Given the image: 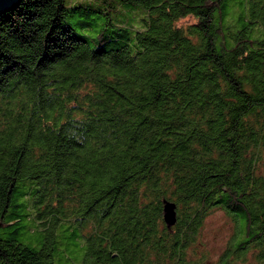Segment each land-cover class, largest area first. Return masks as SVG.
Masks as SVG:
<instances>
[{
    "label": "trees",
    "instance_id": "1",
    "mask_svg": "<svg viewBox=\"0 0 264 264\" xmlns=\"http://www.w3.org/2000/svg\"><path fill=\"white\" fill-rule=\"evenodd\" d=\"M216 208L235 231L210 260L197 238ZM250 252L264 264V0H21L0 15V264Z\"/></svg>",
    "mask_w": 264,
    "mask_h": 264
},
{
    "label": "rangeland",
    "instance_id": "2",
    "mask_svg": "<svg viewBox=\"0 0 264 264\" xmlns=\"http://www.w3.org/2000/svg\"><path fill=\"white\" fill-rule=\"evenodd\" d=\"M83 1V0H65L66 5H72L75 2ZM121 8H125V6L121 5ZM127 12H117L112 15V19L114 22H121L128 20L126 15ZM190 20V18L182 20V22H186ZM235 231V224L233 218L225 212L221 208H216L212 210L205 218L204 223L201 227L200 235L197 238V248L198 252L202 250L207 253L210 260H214L220 255L226 248L228 242L233 236ZM255 252H257L255 250ZM197 253V252H196ZM250 252L248 255V263L247 264H256V259L252 256ZM198 254V253H197Z\"/></svg>",
    "mask_w": 264,
    "mask_h": 264
},
{
    "label": "water",
    "instance_id": "3",
    "mask_svg": "<svg viewBox=\"0 0 264 264\" xmlns=\"http://www.w3.org/2000/svg\"><path fill=\"white\" fill-rule=\"evenodd\" d=\"M21 0H0V15L14 8ZM162 217L168 227L172 226L177 219V204L170 199H163Z\"/></svg>",
    "mask_w": 264,
    "mask_h": 264
}]
</instances>
